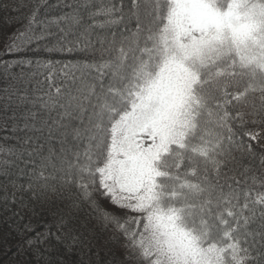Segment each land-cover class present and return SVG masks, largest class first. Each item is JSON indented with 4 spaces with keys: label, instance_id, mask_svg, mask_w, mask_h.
<instances>
[{
    "label": "snow or ice",
    "instance_id": "6c2138e0",
    "mask_svg": "<svg viewBox=\"0 0 264 264\" xmlns=\"http://www.w3.org/2000/svg\"><path fill=\"white\" fill-rule=\"evenodd\" d=\"M0 81L21 264H264V0H0Z\"/></svg>",
    "mask_w": 264,
    "mask_h": 264
},
{
    "label": "trees",
    "instance_id": "16d2710c",
    "mask_svg": "<svg viewBox=\"0 0 264 264\" xmlns=\"http://www.w3.org/2000/svg\"><path fill=\"white\" fill-rule=\"evenodd\" d=\"M25 55L32 57L35 54L26 53ZM55 59L68 62L70 58L57 56ZM0 86H2V81H0ZM6 135L7 134L5 132L0 131V137H4ZM8 139L11 140L12 137L8 136ZM17 244L18 239L14 236H0V264H21V261L26 259L25 257H17Z\"/></svg>",
    "mask_w": 264,
    "mask_h": 264
}]
</instances>
